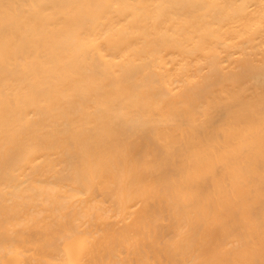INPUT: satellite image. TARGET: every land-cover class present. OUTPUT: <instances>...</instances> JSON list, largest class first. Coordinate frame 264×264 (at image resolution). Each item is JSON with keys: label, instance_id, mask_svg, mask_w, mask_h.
Listing matches in <instances>:
<instances>
[{"label": "bare ground", "instance_id": "obj_1", "mask_svg": "<svg viewBox=\"0 0 264 264\" xmlns=\"http://www.w3.org/2000/svg\"><path fill=\"white\" fill-rule=\"evenodd\" d=\"M0 264H264V0H0Z\"/></svg>", "mask_w": 264, "mask_h": 264}]
</instances>
